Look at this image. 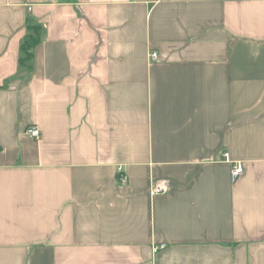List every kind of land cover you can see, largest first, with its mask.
I'll return each mask as SVG.
<instances>
[{"label": "crops", "instance_id": "crops-1", "mask_svg": "<svg viewBox=\"0 0 264 264\" xmlns=\"http://www.w3.org/2000/svg\"><path fill=\"white\" fill-rule=\"evenodd\" d=\"M0 264H264V0H0Z\"/></svg>", "mask_w": 264, "mask_h": 264}, {"label": "built area", "instance_id": "built-area-1", "mask_svg": "<svg viewBox=\"0 0 264 264\" xmlns=\"http://www.w3.org/2000/svg\"><path fill=\"white\" fill-rule=\"evenodd\" d=\"M151 59L152 60H157L158 54L157 53H152L151 54ZM27 134L28 136H30L31 138L35 139V140H39L41 133L40 130L37 126H32L27 130ZM226 162H228L229 164H231V182L233 184H236L238 182V180L244 175L245 173V168L242 162L240 161H232L230 159L229 154H225L224 155ZM119 173H120V182L122 184H126L128 182V178L127 176L124 174L122 169H119ZM167 192V186L164 185L163 187H156L153 190V194H159V193H166ZM157 250V249H156Z\"/></svg>", "mask_w": 264, "mask_h": 264}, {"label": "trees", "instance_id": "trees-1", "mask_svg": "<svg viewBox=\"0 0 264 264\" xmlns=\"http://www.w3.org/2000/svg\"><path fill=\"white\" fill-rule=\"evenodd\" d=\"M30 35L22 45L23 58L21 63L32 58V50L41 42V28L39 26H29Z\"/></svg>", "mask_w": 264, "mask_h": 264}]
</instances>
